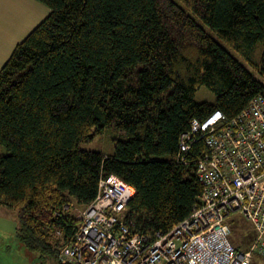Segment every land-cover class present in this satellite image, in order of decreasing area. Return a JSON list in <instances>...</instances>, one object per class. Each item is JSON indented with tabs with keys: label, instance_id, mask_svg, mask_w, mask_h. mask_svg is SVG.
Returning <instances> with one entry per match:
<instances>
[{
	"label": "trees",
	"instance_id": "trees-1",
	"mask_svg": "<svg viewBox=\"0 0 264 264\" xmlns=\"http://www.w3.org/2000/svg\"><path fill=\"white\" fill-rule=\"evenodd\" d=\"M36 1L50 14L0 70V204L21 244L58 260L79 225L66 206L112 175L136 190L135 230L168 232L203 191L205 144L184 151L182 135L264 95V0ZM107 130L126 137L113 153L81 149Z\"/></svg>",
	"mask_w": 264,
	"mask_h": 264
},
{
	"label": "built area",
	"instance_id": "built-area-1",
	"mask_svg": "<svg viewBox=\"0 0 264 264\" xmlns=\"http://www.w3.org/2000/svg\"><path fill=\"white\" fill-rule=\"evenodd\" d=\"M198 139L206 147L197 166L203 191L188 218L168 232L136 231L129 215L136 190L109 176L89 206H66L74 208L79 225L60 249L59 263L254 264L257 256L264 259V95L232 119L217 110L204 121L193 120L180 147L188 150ZM234 215L253 225L248 250L232 243Z\"/></svg>",
	"mask_w": 264,
	"mask_h": 264
},
{
	"label": "rangeland",
	"instance_id": "rangeland-1",
	"mask_svg": "<svg viewBox=\"0 0 264 264\" xmlns=\"http://www.w3.org/2000/svg\"><path fill=\"white\" fill-rule=\"evenodd\" d=\"M43 6L50 11L47 6ZM44 19L45 17L41 19V21ZM41 21H39L37 25H39ZM212 35L216 37L213 33ZM195 100L197 102L207 101L209 103H214L216 101V96L207 88L201 87L195 96ZM125 139L126 137L120 132L116 130H107L102 135L96 137L92 142L83 143L81 149L86 151L113 153L117 143ZM2 152H4V150H2L1 153ZM230 222H232V243L241 250H248L250 244L255 239L253 225L239 215L232 216ZM19 228L20 223L17 209L9 208L0 204V242H2V244H0L1 258L9 259L10 264L13 262L14 264H60L56 259H44L39 256V253L28 251L21 244L17 236ZM5 240L6 243L3 242ZM257 257L258 258L255 260L254 264H264V259H261L260 256Z\"/></svg>",
	"mask_w": 264,
	"mask_h": 264
},
{
	"label": "crops",
	"instance_id": "crops-1",
	"mask_svg": "<svg viewBox=\"0 0 264 264\" xmlns=\"http://www.w3.org/2000/svg\"><path fill=\"white\" fill-rule=\"evenodd\" d=\"M48 13L50 11L36 0H0V70L16 46L38 26L41 19L48 17ZM0 264H10V260L0 257Z\"/></svg>",
	"mask_w": 264,
	"mask_h": 264
}]
</instances>
